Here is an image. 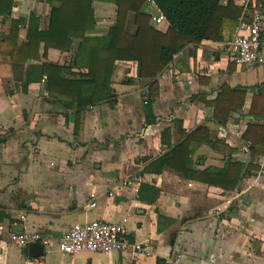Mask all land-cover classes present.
Returning a JSON list of instances; mask_svg holds the SVG:
<instances>
[{
    "label": "crops",
    "instance_id": "obj_1",
    "mask_svg": "<svg viewBox=\"0 0 264 264\" xmlns=\"http://www.w3.org/2000/svg\"><path fill=\"white\" fill-rule=\"evenodd\" d=\"M257 2L264 59V0ZM81 11L94 21L85 35L91 41L104 38L117 20L113 0H81ZM143 11L152 20L160 13L150 0ZM241 12L234 0H220L222 39L188 43L155 78L139 79L134 61L110 67L106 52L76 58L80 37L69 36L68 51L29 46V17L38 20L35 30L47 31L49 5L0 0V264H264V62L237 64L225 44ZM59 20L65 35L67 20ZM154 26L168 29L166 21ZM154 82L157 96L147 109ZM78 83L89 97L107 95V84L110 94L76 117L59 102H74ZM189 134L188 178L171 167L145 172ZM192 173H203L205 182ZM125 216V240L148 241L151 257H68L58 250L72 225ZM13 232H39L50 245L34 257L29 246L9 244Z\"/></svg>",
    "mask_w": 264,
    "mask_h": 264
},
{
    "label": "trees",
    "instance_id": "obj_2",
    "mask_svg": "<svg viewBox=\"0 0 264 264\" xmlns=\"http://www.w3.org/2000/svg\"><path fill=\"white\" fill-rule=\"evenodd\" d=\"M50 7V23L47 31H37L33 28V22L37 19L30 15L29 29L27 35V44L35 47L43 42L45 49L54 48L61 51H68L73 43L69 36L80 37L76 58L79 55H94L100 52L108 53L107 64L112 67L115 60L134 61L137 64V78H155L173 60L188 44L198 45L203 40L222 39V17L219 14L220 0H150L164 17L168 24L166 32H160L154 26L152 17L143 11V4L146 0H113L117 6V20L115 24L107 31L104 38L91 41L87 38V28L94 21L82 19L81 0H41ZM133 17L135 32H129V19ZM59 18L67 20L65 27L68 31L64 35L58 31L57 25ZM18 23H15V25ZM97 45V46H96ZM92 63L94 58H89ZM98 62L100 60L98 59ZM44 69H39V76H42ZM89 81H97L89 71L87 74ZM78 92L71 98L74 102L63 103L55 93L53 97L61 102L60 105L65 110H73L78 116V111L84 109L87 105H94L103 101L110 94L108 84L103 87L107 95L94 98L89 97L87 88L83 83H78ZM93 85L95 83H87ZM156 83H151L146 93V108L151 107V102L156 98ZM94 86L91 87L93 89ZM104 94V93H103ZM217 116V114H216ZM77 124V123H76ZM193 136L187 135L183 142L172 147L168 152L158 158L153 159L145 172L160 173L163 167L176 169L185 178H188L187 170L183 169L190 160L191 149L188 143ZM205 141V139L201 140ZM201 141H198L199 144ZM180 165V166H178ZM182 166V167H181ZM194 174V173H192ZM207 174V173H205ZM198 182H205L202 178L203 173L191 175Z\"/></svg>",
    "mask_w": 264,
    "mask_h": 264
},
{
    "label": "built area",
    "instance_id": "obj_3",
    "mask_svg": "<svg viewBox=\"0 0 264 264\" xmlns=\"http://www.w3.org/2000/svg\"><path fill=\"white\" fill-rule=\"evenodd\" d=\"M242 7L241 15L237 18V24L232 35L227 40L226 49L233 54L237 64L252 66L261 65L264 59L261 55L262 14L257 0H234ZM155 24L165 21L161 13L153 18ZM259 173L264 175V142L259 157ZM124 181L122 185H127ZM89 207L94 208L95 194H89ZM24 220V216H20ZM128 216L119 222L109 223L92 221L88 223H76L58 241V250L68 257H74L82 252L99 253L108 255L112 252H129L134 257L149 258L152 256V248L148 241L129 243L125 240L126 224ZM9 244L17 248H27L31 244H40L43 247L50 245L48 237L39 232H13L9 236ZM33 264H41L39 261Z\"/></svg>",
    "mask_w": 264,
    "mask_h": 264
},
{
    "label": "water",
    "instance_id": "obj_4",
    "mask_svg": "<svg viewBox=\"0 0 264 264\" xmlns=\"http://www.w3.org/2000/svg\"><path fill=\"white\" fill-rule=\"evenodd\" d=\"M28 250L31 255H34V257L37 255H41L43 251L42 246L37 243L29 245Z\"/></svg>",
    "mask_w": 264,
    "mask_h": 264
}]
</instances>
